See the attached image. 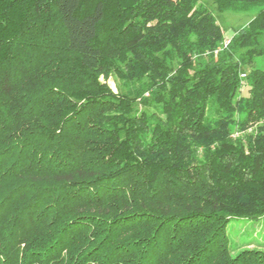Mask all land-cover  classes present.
Returning <instances> with one entry per match:
<instances>
[{"label": "trees", "instance_id": "obj_1", "mask_svg": "<svg viewBox=\"0 0 264 264\" xmlns=\"http://www.w3.org/2000/svg\"><path fill=\"white\" fill-rule=\"evenodd\" d=\"M210 4L0 0V264H264V0Z\"/></svg>", "mask_w": 264, "mask_h": 264}, {"label": "rangeland", "instance_id": "obj_2", "mask_svg": "<svg viewBox=\"0 0 264 264\" xmlns=\"http://www.w3.org/2000/svg\"><path fill=\"white\" fill-rule=\"evenodd\" d=\"M210 4V0H207ZM210 8V7H209ZM256 8L241 10L234 13H214L215 18L222 28L225 38H230L234 30L245 26L256 13ZM256 68L264 70V57L256 58L254 61ZM108 84L115 91L112 79ZM228 245L232 254L242 249H256L264 251V217L259 219H232L226 228Z\"/></svg>", "mask_w": 264, "mask_h": 264}, {"label": "built area", "instance_id": "obj_3", "mask_svg": "<svg viewBox=\"0 0 264 264\" xmlns=\"http://www.w3.org/2000/svg\"><path fill=\"white\" fill-rule=\"evenodd\" d=\"M227 43H228V40L225 41V44H227ZM243 76H244V75H242V77H243Z\"/></svg>", "mask_w": 264, "mask_h": 264}]
</instances>
